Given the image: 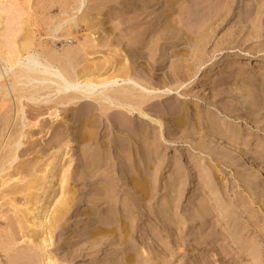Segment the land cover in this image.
I'll list each match as a JSON object with an SVG mask.
<instances>
[{"label":"bare ground","instance_id":"6f19581e","mask_svg":"<svg viewBox=\"0 0 264 264\" xmlns=\"http://www.w3.org/2000/svg\"><path fill=\"white\" fill-rule=\"evenodd\" d=\"M183 1L186 4H178L177 8L178 0H37L35 4L25 0L33 19L26 18L22 25L0 32V210L4 211L0 215V264L44 261L38 256L37 245L22 246L19 239L25 235L26 225L32 223L30 204L33 196L39 197L36 191L47 187L46 195L66 177L52 165L59 150L66 146L79 154L81 164L74 180H80L81 186L62 185V190L72 193L62 195L55 204L51 230L70 221L74 206L78 216L84 190H91L87 192L90 196L85 197L92 202L85 208V227L91 228L86 232L88 240L97 244L94 256L98 258L100 251L111 244L123 245L125 251L124 260L123 256L109 253L96 264H166L163 253L173 256L183 245L179 234L185 228L193 227L194 221L207 227L212 221H205L213 212L204 201L190 211L180 208L184 181L179 170L170 169L162 183L163 194H158L157 170L163 169L164 161L157 151L165 140V123L177 128L182 121L179 130L189 141L183 142L189 147L179 149L182 154L196 157L205 152L211 158L217 156L209 147L218 136L215 129L205 123V130L198 127L210 117L194 121L196 113H191L183 102L178 109H158V101L174 91L180 96L190 95L186 86L207 61V41L203 36L214 25L216 11L211 13L212 0ZM238 2L237 23L241 25L253 23L264 4V0H238L227 1L226 7ZM54 7L59 15H52ZM153 13L161 24L157 28H149L151 24L143 26V19ZM2 20L0 11V23ZM35 24L37 28H33ZM58 41L61 48L56 46ZM181 41L183 46L174 49ZM141 47L149 53L148 57L138 52ZM159 50V56L170 61L162 74L153 70L154 65H162L157 57ZM172 50L175 51L170 55ZM101 51L102 59H94L93 55ZM246 54L225 53L219 67L225 71L215 76V72L211 73L215 66L210 67L198 82L201 86L209 83L212 98L220 91L227 94L221 100L243 116L260 118L264 114V91L249 83L238 84L233 95L223 84H215L240 72L244 75L245 71L241 67L235 69L231 62L255 61L256 67L264 69V57ZM121 56L124 62L115 66L114 74L104 78L86 76L91 69L120 62ZM141 59L146 62L140 63ZM243 108L250 111L241 112ZM49 131V138L37 147L40 141L34 135ZM29 144L33 146L27 148ZM253 166L263 176L264 185V169L259 163ZM205 189L211 198L221 199L214 186L208 184L202 191ZM119 190L134 192L120 195ZM18 194L21 206L17 205ZM47 197L45 204L54 198L51 194ZM133 213L146 215L142 221L145 228L138 237ZM221 226L228 228V221ZM223 236L215 228L203 234L200 242L205 253L202 257L196 255L194 264H211L215 243ZM229 239H233L230 234ZM236 256H232L235 264H241ZM228 258H220L219 264H230Z\"/></svg>","mask_w":264,"mask_h":264},{"label":"rangeland","instance_id":"374dc122","mask_svg":"<svg viewBox=\"0 0 264 264\" xmlns=\"http://www.w3.org/2000/svg\"><path fill=\"white\" fill-rule=\"evenodd\" d=\"M31 1H33V4L37 3V0ZM227 1L235 2L238 0H212L211 13L216 11V16L213 18L214 25L209 31L206 29L203 36L204 40L207 41L205 47L207 61L204 67L200 68L198 73L191 77V83L186 86L188 87L187 92L191 94L180 96L174 91L170 94V97L158 101V109L165 107L178 109L183 102L184 106L187 105L190 108L191 113H196L194 121H198L204 116L210 117L209 119H204L203 123H201L203 125L198 127L201 130H205L202 129L205 123L213 127L218 135L215 137V141L209 143V147L217 152V156L214 155V158H211L206 156L205 152H201L194 157L189 153L182 154L183 152L179 150L180 148L189 147L188 144L183 143L189 141L179 130L182 121H180L177 128L165 123L166 127L163 129L165 140L162 141L157 151L159 159L164 161L162 164L163 169L157 170L159 174L157 180L158 194H163L162 183L170 175V169H176L179 170L184 181L180 208L190 211L200 201H204L213 212L209 218L205 219V221L212 219L207 227H200L199 221H194L193 227L185 228L179 234L183 245L176 249L173 256L163 253L162 256L166 264H194L195 256L202 257L205 253L204 244L200 242V238L213 228L219 230L224 236L215 243L216 254L211 256V264H219L220 258H228L230 255L228 262L235 264L232 256H236V254H238L236 258L240 259L241 264H264L263 176L256 173L253 166L254 163H259L261 168L264 169V114L260 118H256L255 115L243 116L236 108L228 106L221 100V96L227 98V94L220 91L219 94L212 98V93L209 92L212 87H209V83L201 86L198 82L201 76H205L210 67L215 66L211 71V73L215 72V76L218 72L225 71L226 68L219 69V67L223 55L227 52L233 51L239 56H246V53L250 52L252 58L264 57V4L258 11L257 18L253 23L241 25L237 23V5L239 2L227 8ZM25 3V0L2 1L0 11H2L3 20L0 23V32L5 31L7 27L22 25L26 18L33 19V13L28 11ZM248 3L247 5H249ZM178 4L184 5L186 3L183 0H178L176 3L177 8ZM56 9V7L52 8L54 10L52 15H59ZM152 15L153 18L151 19ZM152 15L143 19V26L151 24V26H148L149 28H153V26L157 28L161 24L162 21L157 22L154 18L155 14L153 13ZM37 26L35 24L33 28H37ZM198 34H201V32ZM123 41L125 42L126 40ZM56 46L61 48L62 43L58 41ZM181 46H183L182 41L174 49L177 47V49H180ZM137 50L139 53L146 52V49L142 47ZM174 51L172 50L170 55ZM103 53L104 51L94 54V59H102ZM157 54L159 60H162V65H154L153 70L156 68L155 73L162 74L168 69L170 61L167 57L159 56L161 50L157 51ZM144 56L148 57L149 53H144ZM141 61L140 63L146 62L145 59H141ZM123 62L124 58L121 56L120 62L114 64L110 62L99 66L97 69H91L86 76L95 75L99 78H104L114 74L117 71L115 66ZM255 63V61L247 64L229 63L237 70L241 67L245 71L244 75L242 76L239 71L238 76H231L225 81L219 79L215 84H218L217 87L223 84L222 87L231 90L233 95L237 90L236 86L238 84L249 83L254 85L255 89L264 91V69L261 70L260 66L256 67ZM223 66L226 67V64H223ZM252 73L255 74L251 75ZM159 76L157 75L156 78L159 79ZM205 87L207 89L203 91ZM192 94H198L202 98ZM248 111L250 109L246 110L243 108L241 110L244 113ZM169 120L168 122L172 123V118H169ZM49 136L50 131L46 134L45 132L36 133L33 138H37L40 141L37 147L41 146V142L48 139ZM32 146V144H29L27 148ZM59 153L52 165L57 167L58 171L65 173L66 177L60 183V186L51 187L46 195L44 190L47 187L36 191L39 197L36 199V196H33L30 204L34 217L31 218L32 223L26 225L25 235L19 239V244L22 246L37 245L39 258L44 257V261H39V264H96L107 258L109 253L113 257L121 258L123 256L124 260L125 251L122 249L123 245L118 244L107 245L100 251L98 258L94 256L97 244L88 240L86 232L91 228L85 227L87 221L85 212L92 204V202L86 201L85 197L90 196L87 192L91 190H84L86 193H84L83 200L80 202L79 215L75 216L77 211L73 210L74 206L70 212V221L65 223V225H68H64L55 231L51 230V214L55 204L61 199L62 195L72 193V190H62V188L71 185L81 186L80 180H74V174L81 164L78 152L66 146L59 150ZM208 184L214 186L220 193L221 199L219 201H216L214 197L211 198L212 196L207 192V189L202 191ZM125 191L134 192L133 190ZM125 191L119 190V194L121 195ZM49 194L53 195L54 198L45 204L44 202L48 200L47 196ZM18 200L17 205L21 206V194H18ZM1 202L3 200H0ZM35 205L36 209L34 210ZM102 206L100 205L99 207ZM96 207L97 205L93 203V208ZM3 213L4 211L0 210V215ZM132 216L138 222V230L135 233L136 237H138L145 228L142 221L146 220V215L143 214L141 216V213L138 215L133 213ZM226 220L229 224L228 228L221 226ZM229 234L233 239H229ZM216 247L226 248L218 249ZM158 249L162 251V248ZM224 254H228V256ZM143 255L147 258L149 257L148 253Z\"/></svg>","mask_w":264,"mask_h":264}]
</instances>
